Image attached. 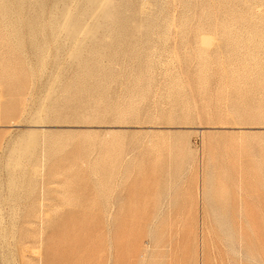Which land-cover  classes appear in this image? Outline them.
Returning <instances> with one entry per match:
<instances>
[{
  "label": "rangeland",
  "instance_id": "rangeland-1",
  "mask_svg": "<svg viewBox=\"0 0 264 264\" xmlns=\"http://www.w3.org/2000/svg\"><path fill=\"white\" fill-rule=\"evenodd\" d=\"M0 264H264V0H0Z\"/></svg>",
  "mask_w": 264,
  "mask_h": 264
}]
</instances>
